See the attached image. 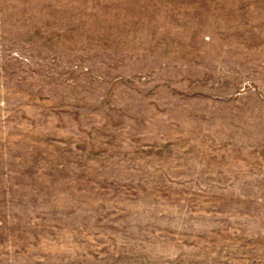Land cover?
I'll list each match as a JSON object with an SVG mask.
<instances>
[{
	"label": "rangeland",
	"instance_id": "obj_1",
	"mask_svg": "<svg viewBox=\"0 0 264 264\" xmlns=\"http://www.w3.org/2000/svg\"><path fill=\"white\" fill-rule=\"evenodd\" d=\"M0 264H264V0H0Z\"/></svg>",
	"mask_w": 264,
	"mask_h": 264
}]
</instances>
